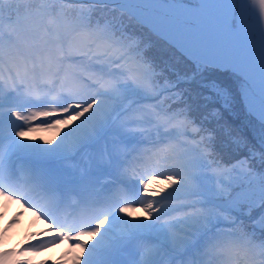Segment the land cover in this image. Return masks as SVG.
<instances>
[{
    "label": "snow or ice",
    "instance_id": "1",
    "mask_svg": "<svg viewBox=\"0 0 264 264\" xmlns=\"http://www.w3.org/2000/svg\"><path fill=\"white\" fill-rule=\"evenodd\" d=\"M0 197L73 264H264V0H0Z\"/></svg>",
    "mask_w": 264,
    "mask_h": 264
},
{
    "label": "rangeland",
    "instance_id": "2",
    "mask_svg": "<svg viewBox=\"0 0 264 264\" xmlns=\"http://www.w3.org/2000/svg\"><path fill=\"white\" fill-rule=\"evenodd\" d=\"M31 135H43L45 139H49L55 136V132L41 131ZM163 184V179H159L154 182L153 187L159 191V187ZM17 219L18 222L13 223ZM42 222L45 223L43 219L37 220L36 210L18 197L11 201H5L0 197V254L11 253L8 257L0 256V264H25V262L36 264V261H39L37 264H73V254H70L71 246L63 254L59 253L56 246L39 252L30 247L40 242L36 240L37 236L34 233L50 235L47 233L48 225L46 227ZM81 239L85 240L86 237Z\"/></svg>",
    "mask_w": 264,
    "mask_h": 264
},
{
    "label": "trees",
    "instance_id": "3",
    "mask_svg": "<svg viewBox=\"0 0 264 264\" xmlns=\"http://www.w3.org/2000/svg\"><path fill=\"white\" fill-rule=\"evenodd\" d=\"M166 51H167V46L163 43V41H159L154 46L152 53L159 58L167 59V56L164 55ZM220 79L224 83H230V80H231L230 76L226 74L220 75ZM225 120L235 129H239L243 127V125L247 122L246 117H245V112L242 106H240L239 104L236 109V115L232 117L225 115ZM214 127H219V126L214 125ZM220 146H223V145H219L218 147ZM239 155H241V153H237L235 151H229L227 148H225L224 156L226 159H231Z\"/></svg>",
    "mask_w": 264,
    "mask_h": 264
},
{
    "label": "bare ground",
    "instance_id": "4",
    "mask_svg": "<svg viewBox=\"0 0 264 264\" xmlns=\"http://www.w3.org/2000/svg\"><path fill=\"white\" fill-rule=\"evenodd\" d=\"M250 6H251V0H250ZM134 215L135 216H140V217H143V216H146V213L144 212V210H143V208H137L136 210H135V213H134ZM42 224L45 226L46 225V227H47V225H48V223H44V222H42ZM47 233H49V232H47ZM50 235H51V233H49ZM85 240H89V241H91L92 240V238L89 236H86V239ZM71 245H70V243L68 242V241H65V242H63V243H61V244H58V245H56V247H57V249L59 250V252L60 253H66L67 252V249L70 247Z\"/></svg>",
    "mask_w": 264,
    "mask_h": 264
}]
</instances>
